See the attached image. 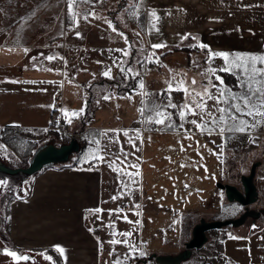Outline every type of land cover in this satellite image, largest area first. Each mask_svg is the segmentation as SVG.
Instances as JSON below:
<instances>
[{"label": "crops", "instance_id": "crops-1", "mask_svg": "<svg viewBox=\"0 0 264 264\" xmlns=\"http://www.w3.org/2000/svg\"><path fill=\"white\" fill-rule=\"evenodd\" d=\"M21 1L24 5L27 0ZM37 1L20 22L10 26H1L0 22V143H5L14 163L23 166L50 137L69 143L75 134L85 135L79 139L83 148L74 164L42 171L31 180L26 196L18 200L23 225L32 222L36 211L38 219L48 222L45 248L33 250L63 249L64 262L60 264H114L117 259L120 264H138L142 260L155 264L150 261L152 255L173 256L184 250L195 227L190 229L189 224L196 218L237 219L238 203L225 204L219 188H209L210 194L205 196L209 184L206 165L213 164L212 168L222 172L223 156L217 145V137L221 136L215 132L213 154L217 163L214 157L212 162H206L202 151L188 152L186 162L177 169L185 171L186 185L175 191L172 154L167 149H157L155 139L165 141L167 136L185 133V129L199 135L208 133L205 130L202 134L187 122L180 127L179 114L173 109H167L173 113L171 128L145 122L155 115L148 110L153 103L164 102L160 94L165 89L159 91L154 78L143 80L145 87L140 88L146 72L137 61H144L149 53L160 68L147 73L195 78L199 90L206 83L204 72L209 67L225 66L219 56L206 63L208 49L213 54L263 53L264 0H83L71 8L68 0ZM153 11L158 19L149 15ZM3 12L9 14L8 20L17 14L13 7H0V14ZM154 44L166 46L156 49ZM200 44L208 47L201 49ZM48 56L54 59L49 61ZM121 66L133 68L127 79ZM109 69V76H105ZM136 72L139 76H135ZM224 73L217 74L228 85ZM171 96L174 103H184L183 92L172 91ZM56 99L72 114L62 134L52 128ZM214 103L208 100L207 108H213ZM191 119L200 122L199 116L186 113V121ZM144 124L159 126L164 132L141 133ZM257 127L264 128V124ZM125 132L129 135L125 136ZM110 139L117 142L109 143ZM121 146L123 152L131 153L127 159L120 152ZM99 156L105 160L100 161ZM116 156L119 160L113 167L118 171L108 167ZM129 164L136 167H127ZM256 186L259 199L264 201V186L259 181ZM172 198L181 200L177 204L186 198L187 206L175 208ZM206 208L213 212L205 214ZM255 226L209 231L208 242L194 250L191 259L183 264H264V214ZM111 228L113 233H107ZM174 229L176 236L172 238ZM121 233L130 235L124 237ZM158 235L163 239L162 247L170 250L155 248ZM25 237L28 236L22 235L20 241ZM113 240L124 243L113 244ZM34 244L33 240L26 246ZM26 250L32 249L20 251Z\"/></svg>", "mask_w": 264, "mask_h": 264}, {"label": "rangeland", "instance_id": "rangeland-1", "mask_svg": "<svg viewBox=\"0 0 264 264\" xmlns=\"http://www.w3.org/2000/svg\"><path fill=\"white\" fill-rule=\"evenodd\" d=\"M37 2H38L37 0L36 1L27 0L26 4L22 5L21 0H0V7L2 8L13 7L17 12L14 18L13 19L11 18L10 20L6 19V17L9 14L6 15L5 12L0 14L1 26H5V25L10 26L13 22L16 21L20 22L21 18L26 14L30 6L36 5ZM261 54H264V51ZM150 78L151 79L154 78V86L159 91L163 89H167L169 84H173L175 86V81L173 78H165L159 73L152 72V73H144L142 75V80L144 81L146 80L148 81ZM175 78L176 80L184 79L182 76L181 77L177 76ZM184 80L190 83L192 79H184ZM233 83L236 84V81H234ZM235 84H230L227 86L232 88L233 91H238V89L235 88ZM176 92H183V91H176ZM210 108L208 109L210 110ZM212 109L213 108H211V110ZM206 117L207 116H205V118ZM216 117H219L218 113H216ZM165 130H170V129L165 128ZM214 136L217 135L215 134L199 135L196 132L195 133L192 132L191 137L188 138V136H186V133L180 132L177 135L167 136L165 141L158 140V138L155 139V142L157 144V149L159 150L167 149L170 152V154H172L171 159L172 162H174V166L172 168H174L173 172L175 173L173 185L175 191H179L181 187L182 189L185 188L186 185L185 171L183 169L181 170H177V169H180V167L186 162L187 159L186 155L188 152L194 150L202 151L207 156L206 162L209 161L212 162V157H214L213 161L217 163L215 160L216 155L214 156L213 154L216 151L213 145L215 144V141L213 140ZM217 139H218L217 145L220 148L221 154L223 156L222 172H220L218 168L217 169L212 168L213 164L206 165L205 174H206L207 182L209 184L206 187L205 196L206 197L209 196L211 189L219 190L218 189L219 182L220 180L222 181L224 177L227 178L229 182L228 184L237 186L238 188H242L241 177L248 176L250 174L251 167L254 163H260L259 167L256 170L255 181L256 182L259 181L260 185L264 186V128H259L256 126L255 128L249 129L247 132H225L223 136L217 137ZM0 144L4 146L5 143L1 142ZM6 158H9L11 160V163L9 162L10 165L5 162ZM16 159L22 161V159L18 158L17 156ZM14 161L15 159L13 158V156L9 151L3 152L0 150L1 166L12 167L13 169L21 168L19 167L20 163L19 164L17 162L14 163ZM33 162L34 161L32 160V163ZM25 165H28V163H25L23 166ZM215 165L217 166V164ZM0 179L8 181L7 187L0 185V264H17V262L14 261L12 257L3 254L4 253L3 250L20 251L21 249H25V248H29L32 250L22 251V253L19 255H27L31 259L27 262L20 261L19 264H60V261L64 262V256L56 247H49L47 249L52 253L46 250L45 251L33 250V249L38 250L45 248V246H43V241H45L46 240L45 237L49 235L48 229L45 226L48 222L42 220L41 218L38 219L37 211L32 217V222H28L24 224L26 226H24L22 222H20L21 214H19V212L17 211V204H19L18 197H20L21 194H23L25 191L29 189L32 176H28L23 172H19L16 174H8L0 171ZM221 194H222V198L225 199L224 203L225 204L228 203L229 201L224 196L225 193L222 192ZM179 201L181 200L175 201L173 198L171 199V202L175 204L174 206L175 208L187 206L186 198H183L182 200L183 202L177 204ZM263 203L264 201L262 200V198H260L257 203L250 206V209L261 210L264 208ZM236 206L238 207L237 217L239 218L243 213L244 208L241 207V205L239 204ZM204 212L205 214H209L210 212H213V210H211L210 208H206ZM206 217L208 219H211L210 216H206ZM206 217H201V218H206ZM205 220L208 221L207 219ZM200 221H201L200 217L196 218L195 222L189 224L190 229L193 227V225L196 226L197 224H199ZM209 222H213V221H209ZM250 222L251 221L248 220L247 223L244 224L243 226L249 225ZM21 224L22 227H20ZM159 226L161 228L164 227V223H160ZM113 231H114L113 228H111V230L110 229L107 230V233L112 234ZM175 231L176 230L174 229L173 232H171L172 238L173 237L175 238L176 236L175 234H173ZM22 235L28 237H25L23 238L24 239L23 241L22 240L20 241L19 238H21ZM191 238H192V234L190 235L188 241H190ZM59 239H67V238H59ZM33 240L35 241L34 246H26L27 243L29 242L33 243ZM162 241H163L162 237L158 235V240L157 242H155L154 245L155 248L160 250L162 249L170 250L171 249L170 247H162L163 246ZM154 246H152L151 248H153ZM180 252L181 250L175 253L174 255L179 254ZM53 253L54 254L56 253L57 258ZM169 255L172 254L170 253L168 255L166 254L162 256H169Z\"/></svg>", "mask_w": 264, "mask_h": 264}, {"label": "snow or ice", "instance_id": "snow-or-ice-1", "mask_svg": "<svg viewBox=\"0 0 264 264\" xmlns=\"http://www.w3.org/2000/svg\"><path fill=\"white\" fill-rule=\"evenodd\" d=\"M69 7L71 8L74 3L83 2V0H68ZM142 3V0H139ZM135 9L137 5H132ZM94 15V14H93ZM151 17H156V13L153 11L149 13ZM76 14H73V19L75 20ZM111 26V22H109ZM117 31L115 27L112 29ZM123 36V33H119ZM80 34L77 33V36ZM139 35V33H137ZM187 39L188 37H183ZM164 44H154L153 48L159 49L165 47ZM201 49H206L208 46L200 44ZM122 54L127 56L129 53L124 50ZM209 59L206 63H210L213 56L222 57L225 61V66L219 69L209 67L205 72L204 76L206 78V83L200 85L199 90H197V81L195 78L191 80L190 83L186 82L184 79L176 80L175 75L173 77L175 81V86L169 84L168 88L165 89L164 93L160 95L165 97L164 102L161 104H155L148 109L150 112L155 113L154 116L149 117L145 122L155 123L157 125H165L166 127H173L172 117L173 113L167 112V109H173L179 114L180 127H183L184 123H190L195 129L200 130L201 133L206 130L208 134L215 132L221 136L225 132H247L249 129L255 128L258 124H264V54H229V53H211L208 49ZM231 57V58H230ZM49 61L53 60V56H48ZM151 57H145L144 61H137V63L143 64L144 62L150 61ZM195 63V62H194ZM123 64V62H121ZM120 71L124 73L125 79L128 78L129 74L133 73V68L128 67L125 69L123 66L120 67ZM110 69L104 73L105 76H109ZM218 72H226L233 75L236 80L235 88L238 91H233L232 88L224 84L223 78L220 77ZM135 76H139L136 72ZM135 76L133 78H135ZM215 79L216 82L213 81ZM140 88H144L145 85L143 80L139 82ZM210 89H216L215 92L210 91ZM173 90L183 91L184 93V103L176 104L173 102L171 92ZM142 95H147V93H142ZM107 98V97H106ZM214 101L213 109L209 110L207 108V101ZM141 114L143 115L145 109H141ZM186 113L192 116H199L200 122L196 119H191L186 121ZM215 113L219 114V119H217ZM75 115V113H74ZM205 116L209 119L205 121ZM191 129H185L186 136L191 137ZM104 135H107L106 133ZM125 136L129 134L124 133ZM136 138H140V134L136 133ZM132 137L129 136V141L131 142ZM99 144V141H94ZM117 141L111 140L109 143H114ZM254 142V141H253ZM133 147H136L133 144ZM107 148V146H105ZM120 152L124 155L125 159L131 153L123 152V146L120 148ZM111 155V154H109ZM87 159V157H85ZM100 161H104V156H99ZM116 160H119V156H116L114 160L108 163V167L112 168L114 171L118 169L113 167ZM127 167H136L135 164H129ZM131 177V173H125ZM8 181L0 179V185L7 187ZM123 187L127 188V183L123 184ZM116 200L117 197L112 198ZM139 207V205H136ZM96 211H100L97 209ZM118 211V210H117ZM120 235L128 237L130 233H121ZM113 244L124 243V241H111ZM129 247H133L129 245ZM61 253L63 249H58ZM3 254L12 257L14 261L19 264L20 261H29L31 258L27 255H18L15 251H5ZM141 256L144 255L143 252L140 253ZM50 259V258H49ZM114 264H120L119 259H117Z\"/></svg>", "mask_w": 264, "mask_h": 264}, {"label": "water", "instance_id": "water-1", "mask_svg": "<svg viewBox=\"0 0 264 264\" xmlns=\"http://www.w3.org/2000/svg\"><path fill=\"white\" fill-rule=\"evenodd\" d=\"M82 144L77 138H72L69 143H62L55 137H50L41 143L39 148L36 150L33 157L29 160L27 166H20L21 168L13 169L12 167H5L0 165V171L8 174H16L23 172L28 176H32V179L37 176L42 171L49 168H63L69 167L74 164V161L78 154L82 151ZM0 150L3 152L8 151L7 148L0 144ZM36 157V158H35ZM35 159V160H34ZM32 160L34 161L32 163ZM6 163H11L9 158H6ZM10 165V164H9ZM260 163H255L252 165L250 174L248 176L241 177L242 188L230 184L218 185V188L225 193L226 199L231 203H238L244 208L245 213L237 219L226 220V221H213L209 222L202 219L199 224H197L192 232V238L186 243L185 248L177 255H152L150 261H154L155 264H183L191 259L194 250H200L207 242V233L212 230L222 229L224 227H240L244 225L247 217L253 215L254 211L250 209V206L259 201V192L255 183L256 170ZM31 179V180H32ZM31 182V181H30ZM27 193V191H25ZM21 194L18 199L26 196V193ZM259 214H255L258 217ZM252 225V229L255 228ZM9 251V250H5ZM3 250V252H5ZM15 251L18 255L22 252ZM147 264V260L142 261ZM139 264V263H138Z\"/></svg>", "mask_w": 264, "mask_h": 264}, {"label": "built area", "instance_id": "built-area-1", "mask_svg": "<svg viewBox=\"0 0 264 264\" xmlns=\"http://www.w3.org/2000/svg\"><path fill=\"white\" fill-rule=\"evenodd\" d=\"M145 57H150L149 53ZM160 68V63L154 62L152 59L150 61L144 62L143 63V69L144 72H150L153 69H159ZM149 97V96H148ZM53 129L59 133L62 134L65 132V124L70 121L72 114L69 111H66L62 107V102L60 99H56L54 106H53ZM145 131H154V132H164L163 129H161L159 126H147L143 125L141 129V133ZM85 133L81 134H75L74 138L80 139V137H84ZM222 184H228V180L226 177H224L221 181Z\"/></svg>", "mask_w": 264, "mask_h": 264}, {"label": "flooded vegetation", "instance_id": "flooded-vegetation-1", "mask_svg": "<svg viewBox=\"0 0 264 264\" xmlns=\"http://www.w3.org/2000/svg\"><path fill=\"white\" fill-rule=\"evenodd\" d=\"M254 164H255V163H254ZM251 210L255 212V213H254V216L251 215V216L247 217V219L245 220V223H244V224H246L247 221L250 220L251 222L249 223V225L252 227V225H255V224H256V221H257L258 219H260L261 216L263 215V213H264V208L261 209V210H254V209H251ZM244 213H245V210L243 211V213L241 214V216H242ZM255 214H259V216H258V217H255ZM241 216H240V217H241ZM240 217H239V218H240ZM142 261H143V260H142ZM142 261H141V262H142ZM139 264H141V263H139Z\"/></svg>", "mask_w": 264, "mask_h": 264}, {"label": "trees", "instance_id": "trees-1", "mask_svg": "<svg viewBox=\"0 0 264 264\" xmlns=\"http://www.w3.org/2000/svg\"><path fill=\"white\" fill-rule=\"evenodd\" d=\"M222 76L224 77L225 82H226L228 85H230V84H235V83H233V82L236 81V80H235V78H234L232 75L227 74V73H224ZM140 263H141V264H144L143 262H140Z\"/></svg>", "mask_w": 264, "mask_h": 264}]
</instances>
